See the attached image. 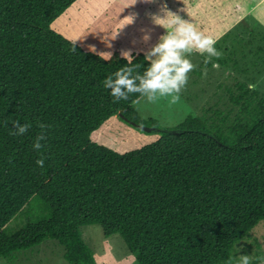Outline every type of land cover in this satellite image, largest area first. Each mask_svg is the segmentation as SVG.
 Segmentation results:
<instances>
[{
  "label": "trees",
  "instance_id": "1",
  "mask_svg": "<svg viewBox=\"0 0 264 264\" xmlns=\"http://www.w3.org/2000/svg\"><path fill=\"white\" fill-rule=\"evenodd\" d=\"M131 1L128 9L112 0H0V259L9 264L48 240L67 264H97L80 231L95 224L118 234L139 264H235V246L264 224V88L255 84L264 62L252 76L256 62L234 45L208 63L201 55V65L241 73L218 85L199 116L169 130L139 117V94L114 102L102 84L127 64L122 51L141 73L148 66L145 54L164 35L151 20L162 4L184 9L179 15L221 51L239 39L241 27L230 26L240 0ZM130 13L137 19L123 28ZM113 117L162 135L120 153L91 138ZM17 119L31 124L24 135L12 134ZM40 124L48 126L43 168L33 148Z\"/></svg>",
  "mask_w": 264,
  "mask_h": 264
},
{
  "label": "rangeland",
  "instance_id": "2",
  "mask_svg": "<svg viewBox=\"0 0 264 264\" xmlns=\"http://www.w3.org/2000/svg\"><path fill=\"white\" fill-rule=\"evenodd\" d=\"M112 1L128 9L134 4L136 5L131 0H127L128 4H124L122 0ZM140 1L142 2V0ZM240 2V14L234 20L233 26H230L232 27L230 29H234L236 26L241 27V32L236 34L239 39L235 41L237 44L235 42L222 44L221 52L224 48L229 49L234 45L235 53L238 57L244 55L245 60L252 58V61L256 62V66L246 72L255 76L257 68H261L264 62V0H240ZM83 26H87L86 22H84ZM163 32L165 34V30ZM227 40L231 41L233 39L229 38ZM258 47L263 49L261 54H257V51H259ZM188 58L196 66L194 68L202 72L201 78L197 72L191 71L188 74V82L180 94V100L176 104L169 103L170 97L161 98L156 103H149L146 97H141L133 104L140 118L143 120L153 118L161 126L162 130L172 129L179 125L188 115L199 116L202 107L213 103L217 99L218 95L216 94L221 93L218 85L226 86L235 73H241V69L222 67L219 63L213 62V64H219L218 68H214L213 64L212 66L201 65V54L195 51ZM206 59L211 61V58L207 57V55ZM243 67L244 65L238 63V68ZM262 75L255 81L258 88H264V73ZM196 80L198 83L194 84ZM161 135V131L146 132L126 123L119 117H113L95 131L91 138L99 144L124 153L149 145L160 138ZM80 231L85 244L93 250L97 264H139L137 255L128 251L118 234L105 236L102 228L96 224L84 226ZM62 251L61 246L56 242L48 240L32 252H27L21 256L23 261L21 260L20 264H67L62 259ZM234 252L235 260H238L239 256L248 255L253 258L252 264H261L260 260L256 258L264 257V224L256 226L252 230L250 238L240 241L235 246ZM0 264L9 263L4 259H0Z\"/></svg>",
  "mask_w": 264,
  "mask_h": 264
},
{
  "label": "clouds",
  "instance_id": "3",
  "mask_svg": "<svg viewBox=\"0 0 264 264\" xmlns=\"http://www.w3.org/2000/svg\"><path fill=\"white\" fill-rule=\"evenodd\" d=\"M137 2V0H136ZM146 3L152 0H144ZM135 5V4H134ZM133 5V6H134ZM172 12L168 9L166 3L160 7L159 14H153L151 20L154 25L162 27L165 34L159 38L156 43L146 54L145 62L147 67L141 73L138 69L142 64H133L131 50L122 51L123 59L127 64L121 66L114 74H110L102 81L105 89H110L114 102L127 100L131 94H139L140 97H146L149 103H156L161 98L170 97L169 103L176 104L180 100V94L188 82V74L193 71L195 65L188 56L193 51L201 55L207 54V57L219 59L222 52L215 47L217 39L200 30L196 24L183 19L179 12ZM137 19V14L130 13L123 18L124 27L133 25ZM142 40L147 43L151 39V32L147 29L141 30ZM119 35V33H117ZM75 51V49H73ZM111 58V53L105 54ZM208 63V60H205ZM218 68L219 64H213ZM254 88V85H249ZM13 128L16 129L13 135H24L30 128L31 124L25 122L21 124L20 120H14ZM41 132L37 134L34 140L33 148L41 151V157L36 161L37 166H45L46 157L42 153V143L45 139L44 132L48 126L39 125ZM252 257L248 255L239 256L235 264H252ZM261 264H264V257H257ZM226 264H234V258L230 257Z\"/></svg>",
  "mask_w": 264,
  "mask_h": 264
},
{
  "label": "water",
  "instance_id": "4",
  "mask_svg": "<svg viewBox=\"0 0 264 264\" xmlns=\"http://www.w3.org/2000/svg\"><path fill=\"white\" fill-rule=\"evenodd\" d=\"M140 129H142L143 131H146V132H150V131H157V130H160V129H157L155 127H148V126H143V125H137Z\"/></svg>",
  "mask_w": 264,
  "mask_h": 264
}]
</instances>
